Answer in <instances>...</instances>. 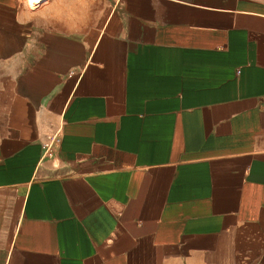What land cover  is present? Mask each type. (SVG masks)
<instances>
[{
	"label": "crops",
	"instance_id": "obj_1",
	"mask_svg": "<svg viewBox=\"0 0 264 264\" xmlns=\"http://www.w3.org/2000/svg\"><path fill=\"white\" fill-rule=\"evenodd\" d=\"M0 264H264V0H0Z\"/></svg>",
	"mask_w": 264,
	"mask_h": 264
},
{
	"label": "built area",
	"instance_id": "obj_2",
	"mask_svg": "<svg viewBox=\"0 0 264 264\" xmlns=\"http://www.w3.org/2000/svg\"><path fill=\"white\" fill-rule=\"evenodd\" d=\"M27 2L29 4V6L36 8V7L41 6L45 2H47V0H34L33 2H31L30 0H27ZM60 142H61V138L56 136L53 138V142L51 144H49L47 147L51 151V150H53L55 145L59 144Z\"/></svg>",
	"mask_w": 264,
	"mask_h": 264
},
{
	"label": "bare ground",
	"instance_id": "obj_3",
	"mask_svg": "<svg viewBox=\"0 0 264 264\" xmlns=\"http://www.w3.org/2000/svg\"><path fill=\"white\" fill-rule=\"evenodd\" d=\"M31 2H33L34 0H30Z\"/></svg>",
	"mask_w": 264,
	"mask_h": 264
}]
</instances>
